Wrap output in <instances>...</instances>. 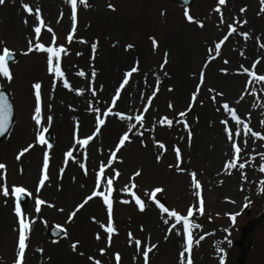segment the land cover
Here are the masks:
<instances>
[{"label":"rangeland","instance_id":"1","mask_svg":"<svg viewBox=\"0 0 264 264\" xmlns=\"http://www.w3.org/2000/svg\"><path fill=\"white\" fill-rule=\"evenodd\" d=\"M21 3H28L33 9L37 6L40 8L46 25L41 33L42 43L47 45L51 42L52 33L47 31V27H51L57 37V45H65L69 49V55L62 59L63 70L73 89H85L83 95L77 96L74 90L64 89L62 84L53 90L44 57L35 52L27 56L21 54L26 51L27 41L33 36L31 28L34 24V17L23 12ZM88 4V8L78 6L77 29L71 45L65 40L71 28L70 6L66 0H5L0 5V41L16 52V62L10 63L13 81L9 84L0 80V88L11 94L16 114L8 136L0 143V163L7 165L9 187L13 184L22 185L32 192V197H25L22 204L23 210L36 220L32 226L25 264H91L86 259L88 255L100 259L102 264H116V252L121 255L120 264H143L142 254L137 253L134 246H129L127 242L129 231L136 238H143L147 242L150 237L151 243L157 244V248L149 254V264H178L181 238L173 234L165 240L167 227L159 219V210L147 201L144 192L146 189L162 187L164 191L157 194L160 201L170 210L174 208L186 214V208L197 203L187 175L191 171L197 173L205 202L204 214L196 212L193 217L194 222L201 225L199 229L193 230L194 240L204 237L198 245L193 246V264H220L221 256L224 264H239L241 260L243 264H264V191L261 190L264 188L261 183L264 181V172L259 171L260 166L264 165V159L261 158L264 140L243 135L239 137L238 144L243 149L239 162H250L246 163L243 170L232 169L231 175L225 174L223 163L230 155V144L226 138L220 144L222 150L218 157L214 153L220 149L216 122L227 114L216 111L217 104L210 99L214 93L208 92L212 88L223 93L222 98H217L219 102H228L253 131L264 135V127L260 124L264 120V85L253 82L246 89L248 77L246 74H237L241 65L251 70L252 62L259 60L255 71L257 75H264V47L261 46L264 45V13L259 12V0H226V4L221 6L225 24L219 27L220 14L213 12L217 0H194L188 9L189 14L204 23L203 29L185 20V8L175 0H88ZM108 4H112L115 11L109 10ZM241 8H246V12L241 13ZM233 19L250 20V27L245 24L238 27V32L249 33L247 41L252 47L248 57L242 56L244 47H241L245 40L233 34L222 45L221 54L204 69L205 83L197 103L186 118L192 132L189 145L182 125L174 123L171 128L160 126L159 117L179 119L174 116V112L186 108L190 93L198 82V76L194 74L203 68L207 49L214 47V43L227 34L226 26ZM150 37L158 42L155 50ZM81 38L87 40L88 44L79 43ZM93 42L97 43L95 53L91 50ZM128 44L133 45V48L125 51ZM77 52L82 55L77 56ZM165 52L168 53V63L160 70ZM212 54L215 55L214 52ZM93 55L95 59H92ZM225 59L229 61L227 65L223 63ZM137 61L139 72L133 74L129 84L122 90L113 111L133 116L142 112L143 105L148 102L146 97L151 94L155 78L159 76L160 90L149 111L144 114L145 128H154V131H145L142 138L130 133L131 143H126L117 153L114 167L121 173L113 194V219L117 233L113 235L111 247H107V234L97 223H93V218L107 223L106 209L98 198L89 201L72 221L68 220V216L83 201L85 194L90 193L94 186V169L98 170L101 161L107 162L110 150L114 149L119 136L127 130L129 121L122 122L114 116L106 118V126L102 127L101 133L87 149V176L71 161L62 177L59 168L64 166L63 152L72 145L76 123L80 125L81 137L91 135L95 130L94 114L87 110L88 103L91 101L101 109L110 104V98L123 73ZM222 68L228 69L227 74L221 72ZM93 69L96 71L94 81L91 77ZM81 70L86 73V77L75 75ZM37 81L42 83L45 126H48L47 116H53V123L45 134L53 144L48 170L50 180L39 193H36L35 188L42 166L43 147L37 145L20 161L15 159L21 146L33 142L34 123L30 117L34 96L31 85ZM90 82L97 90L96 97L87 90ZM169 88L173 90L169 92ZM132 96L135 98L132 99ZM201 100L204 101L203 105L199 102ZM169 103L174 105V110L167 107ZM111 127V133L107 132ZM153 137L164 142L168 149L159 162L156 156L160 155V150L154 146ZM141 139L146 146H141ZM173 145L181 149V167L186 170L183 173L177 172L175 167L169 168V165L174 166L176 163ZM74 154L82 160L78 148ZM137 170H140L141 175L135 179L138 185L135 191L147 203L143 213L137 210L134 202L127 205L120 203L121 199H130L120 189L129 183V177ZM241 172L244 173L243 177ZM36 196L54 207L44 205L37 214L34 211ZM233 216L234 220L231 219ZM15 219L13 198H9L5 205L4 198L0 197V264L14 262L17 240V234L13 231ZM53 226L66 230V235L62 231L60 238L50 239L47 232ZM97 232L102 236L100 241L95 239ZM76 241L79 244L77 251L73 252L71 244ZM37 248L43 251L37 252ZM99 248L106 249L105 255L100 256ZM217 248L223 251H217ZM81 252L85 255L81 256Z\"/></svg>","mask_w":264,"mask_h":264},{"label":"snow or ice","instance_id":"2","mask_svg":"<svg viewBox=\"0 0 264 264\" xmlns=\"http://www.w3.org/2000/svg\"><path fill=\"white\" fill-rule=\"evenodd\" d=\"M5 0H0V5H3ZM66 3L70 6V20H71V28L67 32L65 40L68 45H71L75 38V33L77 29L78 23V6H83L84 8H88V0H66ZM187 3V0H185ZM260 3V13H264V0H259ZM226 4V0H217V6L213 9V12L220 14L219 27L220 25H224L225 21L223 18V13L221 11V6ZM108 9L111 11H115V7L112 4L107 5ZM21 8L24 13H27L29 16L34 17V24L31 28V33L33 34L32 38L27 41L26 51H23L21 54L27 56L31 53H39L44 57V64L46 67V71L50 77V83L52 85L53 90L58 86V84H62L64 89L69 91H75L77 96L83 95L85 89L76 88L73 89V86L70 84L69 80L66 78V73L63 70L62 59L69 55V49L65 45H57V37L53 32L51 27H47V31L52 33L51 42L47 45L41 42V33L42 30L46 27L45 22L42 18V12L40 8L37 6L35 9L28 3H21ZM241 13L246 12V8L240 9ZM162 15L164 13H161ZM63 14L61 13V18ZM183 16L185 20L189 24H193L196 27L203 29L204 23L200 20L195 19L192 15L189 14V10L186 7L183 12ZM24 23L27 25L28 21L25 19ZM247 24V20L239 21L233 19L232 23L227 24V34H223L222 38L218 40V42L214 43V47H210L207 49V59L204 62L203 68L199 71L198 74H194V76H198V82L194 85V90L191 91L190 97L187 103V106L184 110L179 111L178 113L174 112V116H178L179 119H169L167 116L159 117L158 123L160 126H167L171 128L173 124L182 125L184 131L187 133V139L189 145L192 140V132L190 129V125L187 122V116L192 111L193 107L197 103L200 92L202 90V86L205 83V71L208 67V64L214 61L220 54L222 45H224L225 41L229 39L233 34H237L245 41L250 38L249 33L247 32H238V27H242ZM152 42L153 50L158 47V42L155 38L150 37ZM81 44H88V41L81 38L79 40ZM257 43H259V38H257ZM264 47V45H261ZM133 48V45L128 44L125 46V51ZM97 43H91V50L93 53L96 52ZM215 53L213 55L212 53ZM77 56L82 55V53L77 52ZM243 56L244 53L241 52ZM16 52L15 50L9 49L5 42L0 41V80L7 81L9 84L13 81L14 77L12 71L10 69V62L15 63ZM168 53H164L163 62L159 65L160 70L165 68V65L168 63ZM92 59H95L93 55ZM225 65L229 63L227 59L223 61ZM259 63V60L252 62L251 70L243 65L240 66V70L237 74L245 75L248 77L246 81V89L253 82H258L264 85V75H257L255 69L256 65ZM139 72V62L134 63L127 71L123 73L122 79L118 82V86L114 89V95L111 96V103L106 104L103 109L100 107H95L93 103L90 101L88 103L87 110L90 113L94 114V131L91 135H85L83 137L80 136L79 133V123L77 122L72 134V145L67 148L66 151L63 152V165L59 168L60 176L62 177L65 167L71 161L79 166L82 170L83 175H88V169L86 166V162L89 159L88 156V147L94 141L100 133L102 127L106 126V118L108 117H116L120 121H129L127 124V130L123 132L122 135L119 136L118 142L115 143L114 149L110 150L109 155L107 157V162L101 161L98 165V170L94 169V186L90 190L89 194H85L83 197V201L78 203L75 207V210L72 211L68 220L72 221L76 216L77 212L82 209L89 201H92L93 198H98L102 202V206L106 209L107 213V223L99 222L95 218H93V223H97L99 228L103 230L104 233L107 234V247H111L113 235L117 233V228L115 227L114 219H113V206H114V193L116 192L115 183L118 181L121 173L118 171L114 164L117 161V153L121 151L123 147L126 146V143H131L130 133L143 137L145 131L152 132L154 128H145V113H147L150 109L151 103L153 99L157 96V93L160 90L161 80L159 76L155 78V87L152 88L151 94L146 97L147 103L143 105V111L136 115H125L122 111H113V109L117 105V101L121 98V92L125 89V87L129 84L130 78H132L134 73ZM221 72L227 74L228 69L222 68ZM75 75L79 77H86V73L84 71H77ZM167 76V73H164ZM92 81H94L96 77V71L93 69L91 72ZM147 84V80H145ZM34 96V107L31 114V121L34 123V132H33V142L27 143L26 146H21L18 150L15 159L20 161L21 158L30 153L37 145L43 147L42 152V166L39 170L38 182L36 184L35 191L39 193L43 187L46 186V182L50 180V176L48 174V170L50 167L51 161V150L53 149V144L48 141L46 138V133L49 131V127L53 123V116H47V125L45 126V117H44V105L42 100V83L37 81L31 85ZM87 90L91 93L93 97L97 96V90L93 87V84L90 82L87 85ZM103 90L102 87L100 89ZM173 89L169 88L168 91L171 92ZM208 92L214 93L210 99L211 102L217 104L216 111L221 112L223 114H227L225 118L221 119L219 123L223 126L222 133L224 134L226 140L230 144V155L229 158L226 159L223 163V170L225 174L231 175L232 169H240L243 170L246 166L245 162H239L241 158V153L243 149L238 144V138L242 135L244 137H251L258 140H264V135L260 132L253 131L249 124L242 120L238 114L236 109L230 107L228 102L220 103L217 99L218 97H223V93L217 92L215 89L209 88ZM143 96V94H141ZM241 99H243V94L241 95ZM201 105H203L204 101H199ZM239 102V101H237ZM99 103V101H97ZM49 111H51V105L48 106ZM167 107L170 110H174V105L169 103ZM13 114V106L9 101V97L6 95V90L0 88V136H4L9 129L10 117ZM134 121V123H132ZM262 127H264V120L260 121ZM242 126V128H241ZM134 129H136L134 131ZM143 129V130H140ZM141 146H146L144 144V140L140 141ZM154 146L160 150V155L156 156L157 162L161 160V157L164 152L168 149L164 142L156 140L153 137ZM245 143H247V139H245ZM79 149L82 160L77 158L74 154L75 151ZM172 151L175 153V165H169V168L175 167L177 172H185L186 170L181 167L183 163L181 149L173 145ZM261 158L264 159V153H261ZM122 162V161H121ZM22 171V170H21ZM259 171L264 172V165H261ZM141 175L140 170L132 173L129 177V183L125 184L120 191L130 197V199H121L120 203L127 205L131 202H134L137 210L143 213L147 207V203L145 199H142L141 196L137 195L135 189L138 185L135 183L136 177ZM187 175L191 180V188L193 190V196L196 198L197 203L189 205L186 208V214H182L180 211L176 209H169L166 207L158 198L157 194L162 193L164 189L162 187H154L151 190H145L144 196L147 198V201H150L152 205H154L159 210V219L162 223L167 227V232L165 234V240L168 239L169 235H175L181 238V246L178 252V264H193L191 258V252L194 244L198 245L201 240L204 239L203 236H200L199 239L194 240L193 230L199 229L201 225L195 223L193 220L194 213L198 212L200 215L204 214V199L202 195V185L201 182L197 179V173L195 171L188 172ZM244 173L241 172V176L243 177ZM222 183V182H221ZM264 184V181L261 182ZM264 191V188L261 189ZM0 197L4 198L5 205L9 198H13V213L15 216V227L13 231L17 234L16 240V251H15V259L13 264H25V256L26 251L29 247V239L32 231V226L36 223V220L31 218L29 214H27L22 208V202L25 197H32V192L29 191L22 185L13 184L11 187L7 185V165L6 163H0ZM198 204V207H197ZM47 205V207H54L53 204L47 203L45 200L36 196L34 198V211L38 214L41 212L42 206ZM231 219H235V217H231ZM64 231L66 235V230ZM140 231H143V226L140 227ZM95 239L100 241L102 236L100 232L95 234ZM127 242L129 246H134V249L137 253L142 254L143 264H149V254L153 252L157 248V244L151 243L150 237L147 242L143 240V238H136L131 231L127 233ZM79 241L73 242L71 244V249L73 252L77 251ZM37 252H42L43 249L37 248ZM100 256L105 255L106 249L99 248L98 249ZM217 251L222 252L223 250L217 248ZM187 254V257H186ZM81 256L85 254L83 252L80 253ZM114 258L116 264H120L121 255L119 252L114 253ZM91 264H102V261L98 258H95L93 255H88L86 257ZM135 259V257H133ZM220 264H224V258L221 256Z\"/></svg>","mask_w":264,"mask_h":264},{"label":"bare ground","instance_id":"3","mask_svg":"<svg viewBox=\"0 0 264 264\" xmlns=\"http://www.w3.org/2000/svg\"><path fill=\"white\" fill-rule=\"evenodd\" d=\"M247 20V19H246ZM248 21V23L246 24L247 25V27H250V25H251V23L249 22L250 20H247ZM244 47V51H243V53H244V57L246 58V57H248V53H249V51H250V49H251V47H252V45H251V43L249 42V41H245L243 44H242V47L241 48H243ZM109 80H111V75H110V77H109ZM135 98V96H132V99H134ZM110 119V118H109ZM113 120V118L112 119H110V121H112ZM115 122H117V121H115ZM115 122H112V123H114L115 124ZM222 125L219 123V121H217L216 122V134H217V140L218 141H220V143H218V147H220V144H222L223 143V139H225V136H224V134L222 133ZM220 129V130H219ZM111 130H112V127L107 131V132H109V133H111ZM219 131H221V132H219ZM14 138V137H13ZM217 147V148H218ZM220 150H222V148L220 147V149L216 152L215 151V157L217 156L218 157V154H219V152H220Z\"/></svg>","mask_w":264,"mask_h":264},{"label":"water","instance_id":"4","mask_svg":"<svg viewBox=\"0 0 264 264\" xmlns=\"http://www.w3.org/2000/svg\"><path fill=\"white\" fill-rule=\"evenodd\" d=\"M180 4H182L183 6H185V7H190L191 6V4H192V2H193V0H187V3H185V0H177ZM6 95L9 97V101H10V95H9V93L6 91ZM11 103V102H10ZM13 121H14V112H13V114H12V116L10 117V122H9V129H10V127L12 126V123H13ZM8 133V132H7ZM7 133L4 135V136H0V142H2L3 141V139H4V137L7 135ZM48 138V137H47ZM24 202V201H23ZM49 234H50V236L52 237V238H57V237H59L60 235H61V232L58 230V229H56V228H51L50 229V231H49ZM242 264V263H241Z\"/></svg>","mask_w":264,"mask_h":264}]
</instances>
